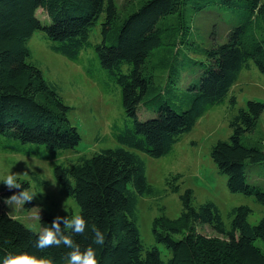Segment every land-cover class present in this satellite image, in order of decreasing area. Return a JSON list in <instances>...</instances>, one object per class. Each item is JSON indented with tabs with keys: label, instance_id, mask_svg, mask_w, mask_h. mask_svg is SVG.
<instances>
[{
	"label": "trees",
	"instance_id": "1",
	"mask_svg": "<svg viewBox=\"0 0 264 264\" xmlns=\"http://www.w3.org/2000/svg\"><path fill=\"white\" fill-rule=\"evenodd\" d=\"M208 6L230 9L239 21L226 41L202 47L188 39L191 26L186 18ZM117 18L115 0H0V137L12 150L50 159L74 149L81 140L69 118L72 107L33 60L29 41L40 31L46 47L79 62L91 77L89 65L98 62L106 77L120 87L123 113L133 119V125L112 124L114 146L54 164L56 182L76 200L87 222L84 234L71 233L81 251L96 248L98 264H264V252L254 242H264V216L257 224L250 223L251 209L246 205L230 210L227 226L215 202L194 205L193 190L186 188L179 194L182 207L177 217L161 214L152 221V236L170 252L167 259L157 247H145L137 224L139 196L153 193L145 161L137 151L151 157L167 154L210 106L226 97L236 103L230 88L242 69L254 63L264 74V0H139L119 23ZM98 24L99 39L92 41ZM183 42V48H175ZM164 48L161 62L155 61L151 68L166 69L167 77L155 87L145 64ZM189 52L203 58L200 77L188 86V106L177 110L163 95L168 85H176L183 54L198 62ZM166 55L171 58L163 61ZM152 101L155 115L139 119V107ZM263 109L264 102L247 100L230 119L229 139L217 140L210 150L218 172L227 177L228 190L254 195L262 204L264 190L246 182L244 167L247 161L263 162L264 150L246 145L242 135L254 130ZM25 144L46 149H24ZM179 178L177 173L166 180L170 191H179ZM54 218L42 217V227L51 226ZM199 224L218 235L197 231ZM93 227L105 232L104 245L94 243ZM40 233L0 206V258L8 252H27L51 264H66L71 249L63 244L37 248Z\"/></svg>",
	"mask_w": 264,
	"mask_h": 264
},
{
	"label": "rangeland",
	"instance_id": "2",
	"mask_svg": "<svg viewBox=\"0 0 264 264\" xmlns=\"http://www.w3.org/2000/svg\"><path fill=\"white\" fill-rule=\"evenodd\" d=\"M139 0H115L118 23ZM41 17L45 14L38 11ZM238 18L230 9L208 6L186 18L190 25L189 40L202 47H211L227 40V33L238 22ZM166 23H169L166 22ZM263 32V31H261ZM99 24L93 29L92 41L99 39ZM40 31L34 32L29 41L33 60L39 64L44 77L52 81L64 101L72 107L69 118L81 135V140L74 149L64 150L56 158H41L35 154L10 149L8 143L0 137V175L8 171L15 173L22 188L35 191L36 195L24 205H6L4 198L18 193L21 189L12 188L0 183V206L11 216L20 220L28 228L42 232L41 218L52 214L55 217H70L76 214L79 206L74 198L65 194L54 177L53 167L56 162L71 161L80 154L90 155L101 148L116 144L112 134V124L133 125V119L123 113L120 87L106 77L99 63L90 64L94 77L85 72L82 67L66 57L50 50L40 38ZM175 48H183L175 44ZM166 49L152 54L145 64V71L153 75L155 87H159L167 77V70L159 66L151 68L155 61L161 62L159 56ZM181 53V51H180ZM179 53V54H180ZM196 58L193 61L185 54L178 64L179 75L176 85L169 86L163 98L168 100L177 110L185 109L191 94L188 88L191 82H198L201 64L200 55L189 52ZM171 57L166 55L163 61ZM230 94L235 96L233 105L230 98L210 106L198 119L191 130L183 133L171 150L160 157H151L137 151L146 164V176L153 187V193L139 196L138 227L142 242L146 248L157 247L163 259L170 256L168 249L155 241L151 233L152 221L155 217L165 214L174 218L181 213L182 203L179 194L186 188L193 190V204L198 205L207 200L215 202L220 210L223 221L230 225V210L239 205L251 209L248 221L257 224L264 216V204L259 203L254 195L228 190L226 175L219 173L217 166L210 156L212 145L219 139H229L232 129L230 119L239 108L246 106V101L253 99L264 102V74L251 63L249 68L240 71L236 82L230 88ZM156 102L152 101L140 106L137 112L139 119L144 120L155 115L153 109ZM144 109H143V108ZM97 137V138H96ZM242 142L248 146H257L264 150V109L260 114L253 131L242 135ZM24 149L31 147L38 150L46 149L41 145L25 144ZM246 182L257 185L264 190V161L245 164ZM180 174L177 180L179 191H170L166 180L173 174ZM63 224V221H61ZM197 231L206 235H218L205 224L197 225ZM255 244L264 252V242L256 239Z\"/></svg>",
	"mask_w": 264,
	"mask_h": 264
},
{
	"label": "clouds",
	"instance_id": "3",
	"mask_svg": "<svg viewBox=\"0 0 264 264\" xmlns=\"http://www.w3.org/2000/svg\"><path fill=\"white\" fill-rule=\"evenodd\" d=\"M0 183L7 186L9 189H21L18 193H13L11 196L4 198L6 205H24L26 201H31L36 192L22 188L18 182L15 173L8 171L6 174L0 175ZM61 221L69 233L61 227ZM87 222L83 215L77 209L76 214L70 217L57 216L51 222V226H45L42 232L36 237V247L46 248L51 245H66L71 249L67 254L66 264H98L97 249L88 246L84 251H81L80 245L77 244L71 236V233L84 234ZM94 243L98 246L104 245L106 240L105 232L98 227L92 228ZM0 264H51V261L44 258H37L27 252L12 253L8 252L0 258Z\"/></svg>",
	"mask_w": 264,
	"mask_h": 264
}]
</instances>
